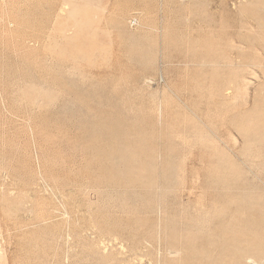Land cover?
I'll use <instances>...</instances> for the list:
<instances>
[{"label":"rangeland","instance_id":"1","mask_svg":"<svg viewBox=\"0 0 264 264\" xmlns=\"http://www.w3.org/2000/svg\"><path fill=\"white\" fill-rule=\"evenodd\" d=\"M92 1L0 0V264H264V0Z\"/></svg>","mask_w":264,"mask_h":264},{"label":"bare ground","instance_id":"2","mask_svg":"<svg viewBox=\"0 0 264 264\" xmlns=\"http://www.w3.org/2000/svg\"><path fill=\"white\" fill-rule=\"evenodd\" d=\"M79 1V0H78ZM87 1H90V0H85V3H88ZM92 1V0H91ZM64 2V1H63ZM65 2H68V5L70 1H65ZM84 2V0H83ZM93 2V1H92ZM262 2V1H261ZM75 4H78V3H71V5L73 6H70V10H69V14L71 15L72 18L75 17V15L80 11V8L78 7V5L76 6ZM89 4V3H88ZM98 4V3H97ZM262 4V5H261ZM261 4H258L251 7L249 9V16L251 17V19L255 22V30L254 32H252V34H249L247 35L245 38H241L240 41H239V46L238 48H243L242 45L244 44L246 47L248 46H251L252 49H254L256 51L257 54L255 55H252L250 57V60L248 62H245L243 57L241 58L240 56L241 55H237L238 59L239 60H234V58H223L222 60H224V62H227V63H233V65L235 64L234 62H238L237 64H240V66H243V65H246L248 66V63H252V64H262L264 63V57H262V53L264 51V33L262 34L261 32V28H262V23L261 21H264V1L261 3ZM80 6V5H79ZM84 6V5H83ZM95 6V4H94ZM96 7V6H95ZM69 8V7H68ZM66 9V8H65ZM68 10V9H67ZM67 15V14H66ZM243 26L246 28H248L249 30H252V25L250 24L249 21L245 20L243 21ZM73 27H75L73 25ZM73 29V28H72ZM264 30V29H263ZM68 31V30H67ZM258 32L260 34H258ZM248 34V33H247ZM71 35V33L69 34ZM233 37V36H232ZM62 38V37H61ZM232 41V38H231V34H230V37H229ZM254 42V44L252 43ZM252 43V44H251ZM178 44V43H177ZM210 45L212 47L210 48H213V45L212 43H210ZM233 46V45H232ZM215 47V46H214ZM209 48V47H208ZM217 48V47H215ZM215 48H214V51H215ZM237 48V47H236ZM250 48V47H248ZM54 53V52H53ZM226 56V55H225ZM206 58L207 60H212V61H220L219 59H216V60H213L211 58H209L206 54ZM205 61V60H204ZM206 62V61H205ZM217 65V64H216ZM221 65V64H220ZM229 65V64H228ZM255 66V65H253ZM258 66V65H257ZM240 69V68H239ZM248 71V69H247ZM254 72V71H253ZM120 154V153H119ZM122 154V153H121ZM124 155V154H123ZM119 159V158H118ZM147 162V161H146ZM131 165H124L123 168H121V170H117V173L116 174H121V175H124L125 173L129 172V170H131L132 168ZM136 168L135 166L133 167V169ZM175 168V167H174ZM173 168V169H174ZM128 178V177H127ZM115 182V181H114ZM153 188V187H152ZM159 197V196H158ZM230 197V201L229 203H231V196ZM233 200V204L235 205V210L238 211L241 209V207L244 205L242 204L243 202V198L242 196H234L232 198ZM233 205V207H234ZM233 227H231L230 229V234H231V239L234 238V232H233ZM159 236V235H158ZM241 236V235H240ZM172 237L175 238V234L172 233ZM241 243V244H240ZM228 247H229V252H230V255H231V258H232V261H233V264H241L242 262V258H243V255L244 254H248V253H255L259 250H263V249H260L261 246L259 247L258 243H257V235L256 234H246L244 239L242 240H238L237 241H234V242H230L228 243Z\"/></svg>","mask_w":264,"mask_h":264}]
</instances>
